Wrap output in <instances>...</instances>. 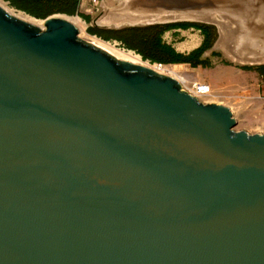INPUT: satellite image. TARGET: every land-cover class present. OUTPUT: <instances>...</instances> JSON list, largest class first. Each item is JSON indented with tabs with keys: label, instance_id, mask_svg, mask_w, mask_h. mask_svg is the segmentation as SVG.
Instances as JSON below:
<instances>
[{
	"label": "water",
	"instance_id": "obj_1",
	"mask_svg": "<svg viewBox=\"0 0 264 264\" xmlns=\"http://www.w3.org/2000/svg\"><path fill=\"white\" fill-rule=\"evenodd\" d=\"M68 17L0 5V264H264V133Z\"/></svg>",
	"mask_w": 264,
	"mask_h": 264
},
{
	"label": "rangeland",
	"instance_id": "obj_2",
	"mask_svg": "<svg viewBox=\"0 0 264 264\" xmlns=\"http://www.w3.org/2000/svg\"><path fill=\"white\" fill-rule=\"evenodd\" d=\"M5 1V0H4ZM102 1H105L103 4H101ZM133 0H97V2H93L91 0V3H86V5H83L82 12L86 15H89L90 19L89 21H86L84 18H82L80 15H68L65 13H58V14H63V15H68V16H73V17H80L85 23L84 27V33H79L80 37L86 41H92V38L94 36L103 39L102 37L92 34L88 30L89 23H92L93 20L97 21V19L104 12H108L106 18L110 22L113 20L111 19V16L114 14H120L122 12H125L123 9L124 6H126L127 3L131 2ZM204 1V8H203V13L196 14L197 16L200 15H205L204 18H199V17H188L189 19H182L179 21L175 22H137V23H129L125 22L123 24H116L114 21L112 23H109L108 25L106 24L105 28H98L100 30H111V31H121L124 29H134V28H150V27H156V26H163V25H168V24H175V23H196V24H201L207 26L209 29H211L212 35H213V43L212 45H215L218 49H222L220 45V41L222 38V33L220 31L221 27L219 23H229V27L231 29H235L236 26L237 28L241 29L245 32H264V16L262 15V10H264V0H255V3L253 4V8L251 7L252 1L251 0H202ZM236 1V2H235ZM12 9V7L8 1H5ZM234 2V3H233ZM247 2V3H246ZM237 4V5H235ZM248 5V6H247ZM197 9V8H195ZM17 12L20 10L14 9ZM176 9H173L175 11ZM184 10V9H181ZM201 9H197L196 11H199ZM23 12V11H21ZM111 12V13H110ZM155 12H160V11H155ZM25 13V12H23ZM110 17V18H109ZM192 20V21H191ZM248 21V22H247ZM247 22V24L245 23ZM157 31L159 28L156 29ZM262 30V31H260ZM156 32V31H155ZM257 34V33H256ZM196 37V40H194ZM258 39V43L260 45H264V40L262 36H255ZM162 38L164 41L168 43H172L173 46L178 50L181 48V46L186 45L187 43L190 42H195L196 46L198 43L203 41L204 39V34L200 29L197 27H188L186 29L184 28H172L168 31H164L162 33ZM199 38V40H198ZM104 40V39H103ZM108 42H111L112 44L116 45L118 48L121 49H130L133 50L134 52L138 53L135 49H131L127 47V44L120 39L117 38H112L110 40H106ZM185 43V44H184ZM179 44V45H177ZM180 46V47H179ZM193 46V47H194ZM192 47V48H193ZM224 49V48H223ZM191 48H186L185 52L190 51ZM225 50V49H224ZM139 54V53H138ZM221 53L219 52V54ZM142 57V56H141ZM217 60V59H216ZM220 60V59H218ZM224 61H228L223 59ZM148 61V60H147ZM208 61V60H207ZM209 65H210V61ZM230 62V61H228ZM231 64L237 65L236 62H230ZM155 64V63H152ZM159 64V63H157ZM160 65V64H159ZM262 66V65H261ZM255 67V66H254ZM258 67V66H256ZM161 68L165 72L171 73L170 76L175 77L178 79L182 85V88L194 95H196L199 100L203 102H219L220 96H219V90H213L212 93L207 92V93H198L197 87L198 84H203L206 85L204 79H205V70L202 67H192L189 64H182L178 67H174L173 65H161ZM166 68V69H164ZM177 69V70H176ZM160 73H163L162 71H159ZM173 74V75H172ZM241 129L240 124L236 126V130ZM250 133H254L251 131Z\"/></svg>",
	"mask_w": 264,
	"mask_h": 264
},
{
	"label": "bare ground",
	"instance_id": "obj_3",
	"mask_svg": "<svg viewBox=\"0 0 264 264\" xmlns=\"http://www.w3.org/2000/svg\"><path fill=\"white\" fill-rule=\"evenodd\" d=\"M0 5L4 7L11 14H14L22 19H25L29 23L35 24L42 28L44 27L43 19H36L35 17H32L21 11L17 12L16 10H14L15 8L12 9L4 0H0ZM195 8L201 9L199 10L201 12L196 11L197 9ZM203 8H204V1L202 0H133L126 4V8H124L125 12H122L120 14H114L113 16H111V19H113L112 21H114L116 24H121L125 22L137 23V22H146V21L163 22L170 19L195 17L196 14L203 13L204 11ZM173 9H176L177 11H173ZM155 11H160V12H155ZM203 16L205 15H202L201 17ZM263 16H264V11H263ZM102 18L104 19V17ZM102 18H99L98 20L99 23L106 22V20L104 21ZM68 19H70L73 23H75L78 26L79 33H84L85 22L80 17L72 16V17H68ZM219 24L221 26V31H222L221 46L228 53H230L233 56H239L241 58L240 60L246 62H257V61L261 62V60L264 59V45H260L258 43L257 37H255L257 35L258 36L260 35L263 37L264 40V32L262 30H260L262 32H259V30H257L256 32L257 34L255 32L246 33L244 31H240L238 28L231 29V27H229L230 25L229 23H223V24L219 23ZM194 40H196V37ZM91 42L121 60H126L131 63L142 65L157 70L158 72L162 71L164 72L165 75H169V76L171 75V73L165 72L163 68H161V65L157 63L152 64L150 61L144 60L140 54L134 52L133 50L118 48L116 45L112 44L111 42H108L96 36L92 38ZM195 44L196 43L193 41L187 43L186 45L181 46L180 49L186 50V48H192ZM173 65L174 67H178L182 64H173ZM202 85L198 84V86H196L198 93L202 94L209 92V91L201 90Z\"/></svg>",
	"mask_w": 264,
	"mask_h": 264
},
{
	"label": "trees",
	"instance_id": "obj_4",
	"mask_svg": "<svg viewBox=\"0 0 264 264\" xmlns=\"http://www.w3.org/2000/svg\"><path fill=\"white\" fill-rule=\"evenodd\" d=\"M17 10L37 19H45L51 15L65 13L68 15H80L89 21V15L80 11L82 0H5ZM197 27L204 34L202 43L189 52L178 51L172 43L163 40L162 33L172 28ZM159 28L157 31L156 29ZM89 32L102 37L104 40L117 38L123 40L128 48L135 49L144 60L151 63H162L160 65L189 64L192 67L209 65V62L202 59L204 52L212 46L213 35L211 29L205 25L196 23H175L150 28L124 29L121 31L100 30L89 27ZM156 31V32H155ZM174 66V65H173ZM248 69L250 67H243ZM264 70V65L256 67Z\"/></svg>",
	"mask_w": 264,
	"mask_h": 264
},
{
	"label": "crops",
	"instance_id": "obj_5",
	"mask_svg": "<svg viewBox=\"0 0 264 264\" xmlns=\"http://www.w3.org/2000/svg\"><path fill=\"white\" fill-rule=\"evenodd\" d=\"M89 2L91 3V0L81 1V12L83 11V5ZM89 27L98 29L93 23H89ZM200 44H197L191 50L197 48ZM178 51L185 52L181 49H178ZM228 58L230 61L234 59L237 62L251 63L240 60L239 56H228ZM223 59L228 60L227 56L213 55L209 52L206 54V60L210 61V65L206 67L198 66L205 70L204 81L206 85H209L211 93L212 89L219 90V96L222 99L219 102L231 108L241 129H246L249 132L253 131L254 133H264V70H259L256 66L244 69Z\"/></svg>",
	"mask_w": 264,
	"mask_h": 264
},
{
	"label": "built area",
	"instance_id": "obj_6",
	"mask_svg": "<svg viewBox=\"0 0 264 264\" xmlns=\"http://www.w3.org/2000/svg\"><path fill=\"white\" fill-rule=\"evenodd\" d=\"M93 2H97V0H93ZM160 64H162V63H160ZM201 90L209 91L210 87H209V85H202Z\"/></svg>",
	"mask_w": 264,
	"mask_h": 264
}]
</instances>
